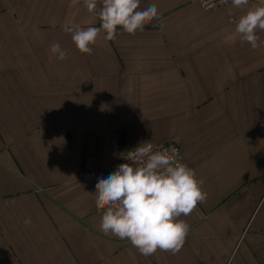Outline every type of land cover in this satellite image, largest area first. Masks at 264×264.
Returning <instances> with one entry per match:
<instances>
[{"label": "crops", "instance_id": "0c3cea01", "mask_svg": "<svg viewBox=\"0 0 264 264\" xmlns=\"http://www.w3.org/2000/svg\"><path fill=\"white\" fill-rule=\"evenodd\" d=\"M153 3L143 31L87 54L62 27H100L84 0H0V264H264V45L235 32L246 8ZM113 140L175 141L204 181L179 253L99 231L97 181L78 177L119 157Z\"/></svg>", "mask_w": 264, "mask_h": 264}, {"label": "clouds", "instance_id": "9594fccd", "mask_svg": "<svg viewBox=\"0 0 264 264\" xmlns=\"http://www.w3.org/2000/svg\"><path fill=\"white\" fill-rule=\"evenodd\" d=\"M221 3L227 4L228 0ZM140 4L141 0H84L87 10L99 17L100 27L81 28L66 23L63 31L71 33L81 53L91 54V45L101 32L105 40L112 41L117 38L118 27L135 34L157 19L156 4L143 9ZM231 4L247 9L235 24L240 42L250 44L254 50L264 45L257 35L258 31H264V0L254 7H248L249 0H231ZM214 6L207 5L205 10ZM50 51L60 60L67 59V52L59 43L51 44ZM127 153L125 158L132 163L118 165L107 177L98 178L95 185L96 207L104 210L99 231L129 240L144 256H151L157 250L175 255L185 245L190 229L179 218L190 215L199 203L206 201L204 181L179 161L175 149L154 150L151 143L144 142ZM30 222V218L25 220L26 224Z\"/></svg>", "mask_w": 264, "mask_h": 264}, {"label": "built area", "instance_id": "2783aa9c", "mask_svg": "<svg viewBox=\"0 0 264 264\" xmlns=\"http://www.w3.org/2000/svg\"><path fill=\"white\" fill-rule=\"evenodd\" d=\"M196 1H197V3L200 5V7L204 11H212V10L218 9V8H220L222 6L224 7L226 5H229L231 3V0H228V3L227 4L221 3V0H203V3H202V0H196ZM249 1H253V0H249ZM210 4H214L215 6L208 8V10H205L206 6L207 5H210ZM148 143H151L154 146V150H158V149H161V148H168L170 150L171 149H175L179 161L181 163L186 164L184 162V160L182 159V156H181V148H180V146L175 141H167V142L148 141ZM110 144L112 145V147L114 149H116L117 151L120 152L119 157L114 162H112L111 164H109V166H107L105 170H102V171H100L98 173L96 171L95 172H90L89 171V172H82V173H80L79 174V177H78V179L80 181L95 180V181L98 182V178H105V177H107L110 173H113L117 169V166L118 165L124 164V163H128V164H131L132 163L130 160H127L125 158V156L128 155L127 152H129L131 150H134L136 147L131 148V149H122L121 148V145H120L121 143H119L117 140H113Z\"/></svg>", "mask_w": 264, "mask_h": 264}]
</instances>
